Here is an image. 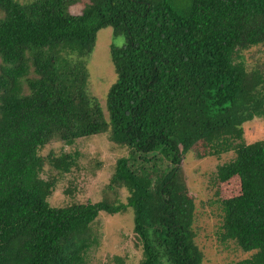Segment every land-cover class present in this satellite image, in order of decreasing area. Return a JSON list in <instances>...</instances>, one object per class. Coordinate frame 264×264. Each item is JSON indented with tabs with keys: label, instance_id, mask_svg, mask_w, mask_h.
I'll use <instances>...</instances> for the list:
<instances>
[{
	"label": "trees",
	"instance_id": "trees-1",
	"mask_svg": "<svg viewBox=\"0 0 264 264\" xmlns=\"http://www.w3.org/2000/svg\"><path fill=\"white\" fill-rule=\"evenodd\" d=\"M80 2L0 0V264H88L99 213L129 209L139 264H203L182 161L231 149L214 179L239 182L217 200L220 240L252 253L233 264H264V139L243 142L244 124L264 119V74L242 56L264 45V0H88L71 12ZM108 27L106 115L88 63ZM101 133L130 149L103 198L52 206L45 166L69 173L78 155L40 151Z\"/></svg>",
	"mask_w": 264,
	"mask_h": 264
},
{
	"label": "rangeland",
	"instance_id": "rangeland-1",
	"mask_svg": "<svg viewBox=\"0 0 264 264\" xmlns=\"http://www.w3.org/2000/svg\"><path fill=\"white\" fill-rule=\"evenodd\" d=\"M18 1L26 3L32 0ZM87 1L81 0L79 4L71 8V12H81ZM2 16L3 13L0 10V18ZM112 40V29L109 27L101 29L88 63L89 92L99 100L105 112L106 93L116 80L110 59ZM122 42V38H114L115 44L121 45ZM242 56L250 70L259 69L264 74V45L254 46L244 51ZM243 127L244 143L249 144L264 139V119H254L245 123ZM62 152L77 154L78 166L62 175L49 165L45 166L42 177L57 178L56 189L48 199L55 207L66 206L74 202L100 201L114 172L117 159L128 156L130 149L114 144L107 134L101 133L79 138L73 145H66L58 140L51 141L40 151V154L47 156L50 153L60 154ZM235 156V150L231 149L201 159L189 153L182 161L183 176L196 205L194 226L197 243L204 252L203 264H233L252 254L243 251L232 241L222 242L220 240L223 211L217 200L221 198L224 188L234 187V192L237 193L239 182L234 180L222 187V185H217L214 179L218 166L233 160ZM155 158L158 159L157 156ZM164 165L167 166L168 163ZM127 195L125 188L119 190V197L122 201H126ZM133 228L134 212L132 209L115 215L100 212L92 225V230L98 238V244L89 252L88 264H117L115 257H122L125 264H139L142 249Z\"/></svg>",
	"mask_w": 264,
	"mask_h": 264
}]
</instances>
